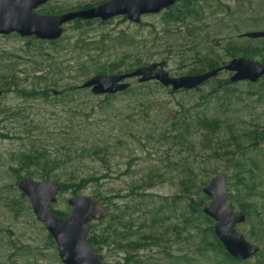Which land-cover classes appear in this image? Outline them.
Here are the masks:
<instances>
[{"label":"rangeland","instance_id":"1","mask_svg":"<svg viewBox=\"0 0 264 264\" xmlns=\"http://www.w3.org/2000/svg\"><path fill=\"white\" fill-rule=\"evenodd\" d=\"M110 1L113 0H51L37 13L63 15ZM196 1L210 8L206 9L202 22L196 25L194 22L193 30L198 35L192 40H173L172 35L166 33V29L172 33L178 29L165 26L166 11L144 16L140 24H133L124 17L105 23L78 24L75 21L64 27L65 33L57 46L17 34L0 36V76L10 70L22 86L51 79L57 82L53 89L57 93L67 87H81L97 76H85L81 70L83 64L91 63V57L100 71H104L102 75L119 76L131 69L137 70L135 59L147 56L151 59L148 66L166 62V72L178 78L192 75L195 52L211 53L229 63L234 60L226 47L230 43L238 49L251 48V45L264 47V39L241 37L264 31V0ZM46 58L52 61L40 67L35 65L34 62L43 63ZM237 58L244 57L236 55ZM263 58L264 52L251 61L264 64ZM117 64L119 69H115ZM232 76L222 72L198 92L175 96L159 92L155 96L161 101L160 110L145 115L137 109L128 122L124 121L123 129L119 128L117 120L112 124L107 122L116 119L113 109L106 112L97 109L98 113L90 120L79 119L86 127L76 146L78 151L48 149L55 162L53 171L50 170L51 181L56 182V178L65 183L92 176L101 178L77 195L74 189L60 191L57 203L52 206L54 212L70 216L72 209L68 201L71 198L97 196L109 214L106 220L90 224L89 236L105 232L113 216L124 219L117 223V228L119 234L126 235V240L115 244L109 241L97 254L104 264H127L129 258H132L130 264H228L211 246L202 248L204 237V241L213 239L204 232L206 222L188 211L191 200L197 203L206 197L204 183L218 174L227 176L232 209L236 213L245 210L248 217L245 224L238 226V231L261 249L246 263L264 264V238L258 231L264 227V154L261 144L254 146L264 131V80L256 84L231 83ZM129 82L130 89L138 87V80ZM219 82L229 83L221 93L223 100L212 97L208 105L199 106L202 98ZM80 103L87 110L98 105L85 98ZM0 110L6 113L22 111L19 116L7 120L4 115L0 118L5 121L0 124V264H62L56 244L51 242L29 200L18 188L23 178L42 181V172L21 164L20 158L28 150L26 130L33 122L42 126V132L35 133L36 136L48 144L51 136L59 135L61 129L73 122V117L67 108L57 104L54 93L47 101L35 102L25 101L16 91L4 94ZM197 114L218 119L221 128L211 135L207 128L192 125L187 133L173 126L175 119H182L183 115L187 119L195 118ZM115 136H120L122 143H118ZM96 140L103 144L108 141L112 147L101 154H93L90 147ZM238 161L258 167L257 189L250 192L238 185L234 177ZM195 217L196 229H187L186 221H194ZM147 236L152 240L146 244L144 238Z\"/></svg>","mask_w":264,"mask_h":264},{"label":"water","instance_id":"2","mask_svg":"<svg viewBox=\"0 0 264 264\" xmlns=\"http://www.w3.org/2000/svg\"><path fill=\"white\" fill-rule=\"evenodd\" d=\"M51 0H0V36L17 34L22 38H36L42 42L59 41L64 27L75 21L108 22L124 17L133 24L142 18L157 15L177 5L181 0H113L95 8L63 15H40L37 10ZM252 40L264 39V31L242 35ZM222 72L233 74L231 83L256 84L264 78V64L237 58L226 66L210 70L201 75L174 78L166 72V62L153 63L124 75H97L88 79L81 89L96 97L114 96L131 88L129 81L139 84L157 82L174 92L194 91ZM57 93H55L56 95ZM0 91V100L3 97ZM264 154V140L261 143ZM21 193L29 200L38 222L44 225L56 244L62 264H104L88 244L89 225L106 220L108 210L93 197L76 196L68 201L72 211L69 217L61 218L52 210L57 203L61 184L54 181H34L23 178L18 185ZM209 199L203 206V214L214 222V233L226 253L234 260L246 262L257 256L261 249L250 243L238 231V226L247 222L243 212L236 213L230 204L227 191V176L218 174L203 188Z\"/></svg>","mask_w":264,"mask_h":264},{"label":"trees","instance_id":"3","mask_svg":"<svg viewBox=\"0 0 264 264\" xmlns=\"http://www.w3.org/2000/svg\"><path fill=\"white\" fill-rule=\"evenodd\" d=\"M204 1V0H203ZM206 2V1H204ZM209 6L204 7L202 3L196 0H181L175 5L174 7L168 9L164 14V24L167 27L170 26H177L178 29L176 33L170 32L168 29H166V33L169 35H172L171 37L173 40H192L193 38H196L198 34H195L193 30V24L196 25V23L202 22L201 19L204 18L207 14V10L209 9ZM78 24L81 23V21H76ZM91 22H86V24H90ZM60 41V40H59ZM59 41L56 42H48L47 44H50L51 46H57L59 45ZM234 44L230 43L228 44L227 51L228 54H230L231 59H235L236 55H241L245 59L252 60L253 58L257 56H261L264 52V47H253L251 45V48L249 46H245L242 49H238L236 46L234 48ZM255 48V49H253ZM236 49V50H234ZM213 54H202L200 52H195L192 56L193 65L194 68L192 70V75H201L204 74L207 71L218 69L221 67H224L228 64L226 60H223L219 56H212ZM147 56H138L134 61V68H142L145 66H148L151 59L146 58ZM52 61L51 59H44L43 63L34 62L37 67H40V65H43L44 63H48ZM124 61V59H123ZM264 61V58H263ZM98 63H95L93 58L91 57V63L90 64H83L82 71H84L85 76L89 75H101L104 71H100V67H98ZM115 69H119V65L115 66ZM134 70L131 69L126 72V74L133 72ZM40 80V78H38ZM37 79V80H38ZM264 80V78L262 79ZM0 91L3 94H8L11 92L16 91V93L25 101H38L43 100L47 101L51 94L54 93L55 100L57 101V104L59 106H62L63 108H67L68 114L72 115L73 122H70L68 125H66L63 129L60 130V134L56 136H51L50 143H45V141L41 140L36 136L35 133H41L42 132V126L38 123L33 122L32 127L28 130H26V137L29 141L28 150L21 155L20 161L21 164L40 169L42 172L41 180L42 181H49L52 179V173L50 170L53 171L55 167V162H52L50 152L48 149L52 148L56 150L60 149L63 151H71V149H74L75 151H78L79 148H77V144L81 139V134L85 131V124L83 122H79V119L81 121L84 120H90L94 113L97 114V109L100 111H107L109 108L113 109L115 114L114 116L116 119H108V123H115L117 120L119 123V128L123 129L122 126L124 121H129L133 116L134 112L139 109L138 112L144 113L145 115H149L150 112L154 110H160L162 105L160 106L161 101L156 98L155 94L159 92H164L166 94H169L170 96H175L180 93H189L190 91H180V92H174L171 89H166L162 87L157 82L147 83V84H138V87L133 90L129 89L126 92L114 95V96H105V97H96L94 96L90 91L83 90L81 87H67L62 92H57L55 95V91L53 90L55 87H57V82H51V79L47 81L46 79L40 80V82H33L30 85L22 86L19 85L17 82L16 74L8 70L5 74L0 76ZM43 83L44 86H41ZM203 85L202 87L206 86ZM229 86L228 82L225 83H217L212 92H210L206 97L202 98V103L198 104L199 106L204 103L208 105L210 103L211 98L217 99L218 101L223 100V97L221 96V93ZM197 88L194 90L195 92H198L201 90V88ZM85 100L89 103L98 102L97 106H92L87 110L88 108H85L83 104L80 103V100ZM124 104L123 107L120 105ZM89 107V106H87ZM89 111L90 114H87ZM7 111L0 110V118L2 115L7 120L9 118H13L16 116H19L22 111L17 112H10L6 113ZM202 114H197L195 118L187 119L184 115L182 116V119H175L173 121V126L180 132H187L192 128V125L200 127V128H207L211 135L217 133V131L221 128L220 122L218 119H209L206 118L205 115L202 117L200 116ZM79 117V118H78ZM85 118V119H84ZM5 122L4 120H0V124ZM95 123H97L94 120ZM90 132L93 134L92 130ZM96 135V134H95ZM118 135V134H117ZM120 136H115V140L118 143H122ZM21 138V137H20ZM232 138L236 141L235 137L232 136ZM264 140V131L261 132L259 135L258 141L255 143L254 146H259L262 141ZM101 141V140H100ZM238 145V144H237ZM112 145L110 142L106 143H100L99 141H95L92 143L90 150L93 151V154H101L105 151H108ZM82 152H84L82 150ZM264 158V157H263ZM251 162V161H250ZM252 163H254L252 161ZM251 163V164H252ZM237 167V173L236 176H234L237 179L238 185H241L243 190L246 191H253L257 189V182H256V172L258 171V167L256 165L254 168L247 165L246 162L238 161L236 163ZM31 177V175H30ZM103 177L102 179H104ZM56 182L61 184V191H66L67 189H74V195H77L81 190L85 189L86 186H88L90 183L93 182H99L101 181V178L98 177H88L81 179L79 181H71V182H65L61 183L58 179H56ZM77 182V183H76ZM209 183V182H208ZM204 183V187L208 184ZM249 195V194H248ZM25 198V196L23 195ZM96 200L99 201V198L97 196L94 197ZM209 201L207 197H204L199 202H195L191 200V204L189 205L188 211L191 213V215H195L197 219L202 218L206 224L207 228L205 229V233H209L213 239V241H204L205 237L202 239L201 246L202 248L211 246L212 250L221 254L224 256L225 260L228 262V264H247L246 262H241L232 259L229 257V255L226 253L225 249L223 248L220 241L217 239L214 233V222L206 217L203 214V206L205 202ZM243 213L245 214V210H243ZM55 214L61 218H67L69 215H65L62 213L55 212ZM196 217L194 218V221L187 220L186 226L191 227L192 229H196ZM112 224L105 230V232L101 234H94L92 233L91 236L88 237V244L94 249L96 254H99L100 249L103 245H106L109 243V241H112V244L115 243H121L120 241L126 240V235L119 234V230L117 228V223L124 222V219H122L120 216H113L111 218ZM125 227V225H123ZM132 226V225H131ZM123 227V228H124ZM261 234L260 236L264 238V227L259 228L258 230ZM122 236V237H119ZM51 242L55 244L53 239L49 237ZM152 240L151 236H147L144 238L145 243H150ZM205 243V244H204ZM101 259V257H100ZM130 259H126V263L130 264ZM102 260V259H101ZM137 264V263H135Z\"/></svg>","mask_w":264,"mask_h":264}]
</instances>
